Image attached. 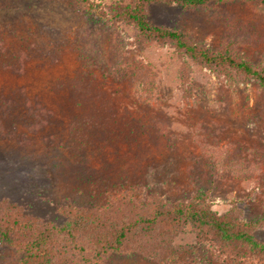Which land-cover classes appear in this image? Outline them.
I'll return each mask as SVG.
<instances>
[{
	"label": "rangeland",
	"instance_id": "rangeland-1",
	"mask_svg": "<svg viewBox=\"0 0 264 264\" xmlns=\"http://www.w3.org/2000/svg\"><path fill=\"white\" fill-rule=\"evenodd\" d=\"M149 14L155 24L180 29L203 47L230 46L264 67V9L256 0H222L194 10L158 3ZM133 60L149 67V85L101 84L125 130L137 128L132 138L75 156L58 134L54 142L43 139L49 129L24 139L0 132V204L11 205L10 215L60 225L79 197L81 179L106 174L148 183L170 202L209 192L217 211L236 205L244 219H264V88L258 83L207 71L170 45L139 40L130 27L90 23L67 0H0V93L23 88L58 111L75 74L91 70L98 79L113 63L125 67ZM65 121L59 116L51 131L63 130ZM82 200L76 208L85 206ZM255 236L264 242V227ZM0 264H18L1 240ZM108 264L173 263L133 255Z\"/></svg>",
	"mask_w": 264,
	"mask_h": 264
},
{
	"label": "trees",
	"instance_id": "trees-1",
	"mask_svg": "<svg viewBox=\"0 0 264 264\" xmlns=\"http://www.w3.org/2000/svg\"><path fill=\"white\" fill-rule=\"evenodd\" d=\"M67 1L90 23L130 27L141 41L170 45L207 71L231 80L253 81L264 88V67L238 57L230 46L203 47L182 30L157 25L150 19L149 8L154 4L194 10L222 0ZM256 1L264 9V0ZM187 69L184 82L189 78ZM149 76L147 64L135 60L125 67L113 63L103 79H97L91 70L75 74L62 90L58 111L49 108L44 96L29 98L23 88L18 93H0V132L18 133L24 139L49 129L43 139L51 143L58 134L64 141L61 145L75 156L91 148L119 145L131 139L137 128L125 130L115 102L101 84L112 79L149 85ZM59 116L67 120L63 130L51 131L59 125ZM81 181L77 184L81 189L78 198L84 199L85 206L76 208L75 199L60 225L10 215L11 205L0 204V240L15 251L18 264H108L113 257L133 255L157 263L264 264V242L255 236L256 230L264 227V219L246 220L236 205L217 211L209 192L170 202L155 195L148 183L125 182L106 174Z\"/></svg>",
	"mask_w": 264,
	"mask_h": 264
}]
</instances>
